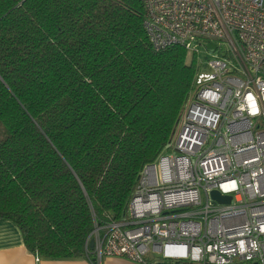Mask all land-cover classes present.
I'll return each mask as SVG.
<instances>
[{
    "label": "trees",
    "instance_id": "16d2710c",
    "mask_svg": "<svg viewBox=\"0 0 264 264\" xmlns=\"http://www.w3.org/2000/svg\"><path fill=\"white\" fill-rule=\"evenodd\" d=\"M142 22L139 0H0V218L39 257L94 260L201 68Z\"/></svg>",
    "mask_w": 264,
    "mask_h": 264
},
{
    "label": "built area",
    "instance_id": "2783aa9c",
    "mask_svg": "<svg viewBox=\"0 0 264 264\" xmlns=\"http://www.w3.org/2000/svg\"><path fill=\"white\" fill-rule=\"evenodd\" d=\"M139 1L154 50L181 45L192 56L202 41L219 46L166 146L140 169L126 215L94 222L91 262L171 263L149 262L151 251L171 264H264V0Z\"/></svg>",
    "mask_w": 264,
    "mask_h": 264
},
{
    "label": "crops",
    "instance_id": "0c3cea01",
    "mask_svg": "<svg viewBox=\"0 0 264 264\" xmlns=\"http://www.w3.org/2000/svg\"><path fill=\"white\" fill-rule=\"evenodd\" d=\"M0 264H93L87 257L35 259L22 241L21 233L9 219L0 218ZM100 264H135L118 256L102 257Z\"/></svg>",
    "mask_w": 264,
    "mask_h": 264
},
{
    "label": "rangeland",
    "instance_id": "374dc122",
    "mask_svg": "<svg viewBox=\"0 0 264 264\" xmlns=\"http://www.w3.org/2000/svg\"><path fill=\"white\" fill-rule=\"evenodd\" d=\"M217 41L209 40V41H202V44L198 47V53L195 54V59L197 63L201 65V70L202 71H208L209 67L206 65V60L208 58H211V56H215L217 53L218 49V44L216 43ZM221 51L224 50V46H221ZM190 57V56H189ZM147 259L151 263H156V262H171V263H177L176 260H168V259H163L161 254L155 253V252H149ZM248 264V263H244Z\"/></svg>",
    "mask_w": 264,
    "mask_h": 264
},
{
    "label": "water",
    "instance_id": "95a60500",
    "mask_svg": "<svg viewBox=\"0 0 264 264\" xmlns=\"http://www.w3.org/2000/svg\"><path fill=\"white\" fill-rule=\"evenodd\" d=\"M211 197L213 198L214 201H216L218 203L227 204L230 202V196L220 194L217 190L211 191ZM89 246L93 247V239L89 240ZM161 264H171V263H161ZM253 264H256V263H253Z\"/></svg>",
    "mask_w": 264,
    "mask_h": 264
}]
</instances>
